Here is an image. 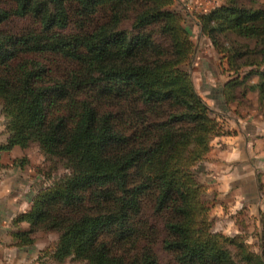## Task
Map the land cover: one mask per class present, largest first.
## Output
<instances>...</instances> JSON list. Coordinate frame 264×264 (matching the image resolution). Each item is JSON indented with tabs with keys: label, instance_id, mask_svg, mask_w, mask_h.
Masks as SVG:
<instances>
[{
	"label": "trees",
	"instance_id": "trees-1",
	"mask_svg": "<svg viewBox=\"0 0 264 264\" xmlns=\"http://www.w3.org/2000/svg\"><path fill=\"white\" fill-rule=\"evenodd\" d=\"M177 0H0L1 152L38 143L66 173L16 216L20 244L57 234L52 256L88 264H264V217L256 251L243 234L214 227L197 175L226 133L187 69L195 43ZM234 0L200 15L230 70L263 76L264 10ZM14 18L33 26L14 33ZM129 26L125 27V23ZM75 26L77 31L69 30ZM6 27V30H5ZM255 39L254 50L220 45L217 32ZM45 57L65 65L53 67ZM241 76L224 87L229 105ZM166 264V263H164Z\"/></svg>",
	"mask_w": 264,
	"mask_h": 264
},
{
	"label": "crops",
	"instance_id": "crops-1",
	"mask_svg": "<svg viewBox=\"0 0 264 264\" xmlns=\"http://www.w3.org/2000/svg\"><path fill=\"white\" fill-rule=\"evenodd\" d=\"M210 107L226 133L214 138L210 152L197 167V175L206 186L212 217L220 226L216 230L235 235L241 234L244 225H253L260 239L264 217V105ZM3 130L0 126V133ZM1 162L6 165V151L1 152ZM32 173L23 167L0 168V264H43V253L49 250L51 256L56 248L51 243L45 247L39 240L22 245L16 236L20 229L29 227L27 222L19 226L14 220L30 209L36 194Z\"/></svg>",
	"mask_w": 264,
	"mask_h": 264
},
{
	"label": "rangeland",
	"instance_id": "rangeland-1",
	"mask_svg": "<svg viewBox=\"0 0 264 264\" xmlns=\"http://www.w3.org/2000/svg\"><path fill=\"white\" fill-rule=\"evenodd\" d=\"M224 3H226V0H177L175 7L186 16L185 24L195 43V53L187 69L192 73L198 93L207 104L212 107L228 105L224 96V87L228 81L238 76H241L240 80H243V82L241 85L237 86L235 90V99L229 105H243L244 107L250 105H264V100H261L258 90H252V87L257 86L263 81V76L253 72L252 67L242 69L240 75L231 71L228 57L226 56L227 53H220L214 45V39L203 31L200 15L209 14ZM234 4L251 10H264V0H234ZM32 26L33 21L31 18H14L9 25H7V29L14 33H22ZM124 26H129V22L127 21ZM69 31L74 33L77 31V28L71 26ZM216 35L220 45H225L231 49L237 48L243 51L254 50L257 45L255 39L242 38L229 31L217 32ZM44 59L55 68L60 67V69H64L66 67L65 65H61V63L53 57H45ZM4 124L6 125V117L1 113L0 106V126L4 129L3 132L0 133V143L6 142L8 136V131L6 127L3 126ZM8 167L31 169L33 171V181L31 183L35 184L36 193L49 183L48 180L46 181L45 175L49 173L52 176H60L67 172L61 163L58 164L56 161H50L45 156L38 143H32L26 148L17 146V148L13 150H6V168ZM214 227L215 229L216 227L220 229L218 223H215ZM255 231L253 225H244L241 228V234H243L246 240L252 244L253 248L258 251L260 241ZM226 234L228 235V233ZM36 235V240H39V243L45 245V247L50 243L53 244L52 247L54 245L57 246V234L37 232L35 237ZM48 251L49 250H46L41 256V262L43 264H88L87 262L73 260L71 258L60 263L52 254L50 256V252ZM159 255L163 264H168L170 256L163 251H160ZM51 257L53 258L52 260Z\"/></svg>",
	"mask_w": 264,
	"mask_h": 264
}]
</instances>
